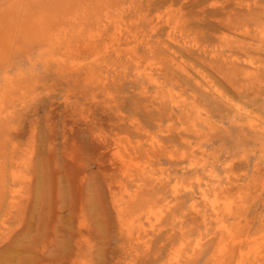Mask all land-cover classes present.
<instances>
[{
	"label": "rangeland",
	"instance_id": "374dc122",
	"mask_svg": "<svg viewBox=\"0 0 264 264\" xmlns=\"http://www.w3.org/2000/svg\"><path fill=\"white\" fill-rule=\"evenodd\" d=\"M141 1L122 3L132 6L127 20L142 17L137 26L132 24L133 31L145 35L152 49L145 51L140 45L137 52L143 62L152 56L160 63L155 71L161 82L158 91L144 77L135 75L134 63L124 55L120 59L109 55L100 65L72 70L66 63L51 60L45 52L46 45L33 44L20 51L13 49L0 62V95L15 83L18 88L4 101V106L14 109L16 115L11 122L18 128L11 134L19 145L16 154L25 156L26 148L32 149L31 161L24 168L30 181L14 186L23 195L18 207L10 210L6 201H0V219L7 218L6 227L0 224V264H168L170 243L181 237L168 231L174 218L181 217L189 242L203 229L189 212V194L183 192L174 210L165 216L161 231L149 234V248L139 249V254L134 255L128 239L118 229L112 209L109 191L118 193L112 179L119 177L110 159V148L101 143L99 135L110 140L119 134L131 144L138 141V157L153 169L167 170L172 182L174 178L190 181L196 175L210 183L217 180L215 186L226 187L241 200L231 215L224 216L226 222L249 237L264 234V135L246 125V115L264 125V39L261 41L257 35L264 29V0ZM169 9L178 13L183 36L199 46L174 47L188 74L170 63L173 48L165 50L149 33L147 20ZM220 33L231 40L227 45L215 40L213 34ZM158 35L160 40L165 39L162 28ZM212 49L238 57L237 66L228 59L211 57ZM82 55L73 58L82 59ZM247 56L259 66L251 77L245 75L240 63ZM100 74L107 75L104 85L93 81ZM197 76L205 77L220 96L201 85ZM170 93L182 96L185 106L171 108ZM194 128L198 134L192 131ZM148 134L161 138L162 152L151 155L143 151ZM181 151L186 152V159L167 156L169 152L179 156ZM194 157L204 163L196 173L188 169ZM209 171L217 179L208 178ZM226 176L238 182L226 183ZM149 181L145 180L147 187L136 208H142L148 196L155 199L169 194L172 182L163 188ZM194 188L197 197L198 188ZM140 222L147 226L145 219ZM132 229L134 237L138 228ZM214 242L208 239L197 259L179 264H212ZM245 264L254 263L247 258Z\"/></svg>",
	"mask_w": 264,
	"mask_h": 264
},
{
	"label": "bare ground",
	"instance_id": "6f19581e",
	"mask_svg": "<svg viewBox=\"0 0 264 264\" xmlns=\"http://www.w3.org/2000/svg\"><path fill=\"white\" fill-rule=\"evenodd\" d=\"M131 8V5L124 6L122 0H0V62L8 58L10 52L14 51L13 49L20 51L26 45L33 44L46 45L45 52L51 60L62 65L66 63L72 70H78L84 65L89 64L100 65V61L109 55H113L119 59L124 55L126 56L124 58L134 63L135 68H133V71H135V75L137 77H144L148 83L156 88L155 91H158L161 88V82H159V77L156 76L155 71L158 70L156 66L160 65V63L153 60L152 56L147 57L146 62H143V57L138 54L137 48L140 45L145 48V51L152 49V46L145 35L133 31L132 24H135L133 26H137V22L142 17L138 15L134 21H129V17V20H127V12ZM173 12L169 9L166 12H162L163 14L159 13L155 15L154 19L147 20V25L150 35H155L158 45L164 46L165 50L168 51L173 48L169 53L172 66L176 70L188 74L187 69L184 67L185 63L181 61L180 56L176 55L177 51L174 50V47L199 49V46L197 42L183 36V31H180L179 19L176 18L178 13L175 15ZM160 28L163 29V36L165 37L163 40H160L158 35ZM257 35H259L262 41L264 39V29H260ZM213 36H215V40L223 45H227L231 41L223 33L213 34ZM248 36H250V39L252 38V35ZM237 44L239 43L237 42ZM246 47L248 49V46ZM250 48L252 47L250 46ZM237 49L239 50V48ZM243 52L246 54V51ZM81 54H84V56L82 55V59L73 58ZM209 54L211 57H220L222 60L228 59L230 64H238V57H235V55L225 56L218 49H212L209 51ZM47 57L46 60L48 59ZM247 58L248 56L245 60L241 59L240 63L244 65L245 75L251 77L259 71V66L252 60H247ZM197 78L201 85H205L213 94L220 96L218 89H215L214 86L205 81V77L197 76ZM107 79V75L100 74L93 81L104 85ZM15 85L8 86L0 95V201H6L11 208L10 210L16 209L23 197L22 191L16 189L17 187L15 188L14 186L17 183L30 181V177L24 168L29 165L32 154L31 148H26L25 156L16 154L19 145L17 146V142L11 135L12 131L17 127L14 123L11 124L16 115L14 114V109L11 110L4 106V101L13 89L14 91L15 89L18 90ZM142 93L146 94V91ZM181 97L178 94L173 96L170 93L169 101L171 108L185 106L184 100ZM157 99L159 98L157 97ZM89 109V112H91V108ZM236 109L240 110L237 107ZM246 117V125L250 129L264 135V125L254 116L246 115ZM169 128H167V131H169ZM177 129L186 130L184 127H178ZM192 131L198 134L196 128ZM97 137L100 138L101 143H104L106 148H110L112 165H116V172H118L119 178H116V180L114 178L112 181L117 186L118 193L109 191L111 195L110 199L118 229L128 239L129 247L132 248L134 255L139 254V249L144 248L146 250L149 248V234L156 230L161 231L160 229L165 226V216L174 210L175 202H177L181 193L186 192L189 194V212L196 220L201 222L200 225H202L203 229L198 232L195 239L189 242L188 237L184 235L185 229L181 225V217L178 218L177 216V219L175 217L173 222L170 223L168 231L172 234L178 233L181 237L170 243L167 252L168 264H179L182 260L190 262L197 259L208 239L215 241V246L210 254L212 264H245L247 258L248 260H253L254 264L263 262L264 234H259L260 236L258 237H249L248 233L243 235L235 230L233 225L226 222L224 216L231 215L233 207L238 205L241 200L239 197L235 198L226 191V187L215 186L214 184L217 180L210 183L194 174L195 177H191L193 179L190 181L184 182L174 178L172 182L171 177L166 172L167 170L161 168L153 169L146 161L138 157L137 152L141 146L138 141L131 144L127 137L119 134H114L110 140L101 135ZM185 143L187 146L189 145L188 142ZM146 145L147 148H143V151L147 154L155 155L163 151L161 138L154 134L147 135ZM197 149H200V147ZM167 156L169 159L179 158L180 160L188 157L184 151H181L179 156L173 152L167 153ZM203 166L204 163L194 157L190 159L188 169L195 171ZM215 176L213 171H209L207 175L210 179ZM147 179L150 180L149 182H153L155 185L162 186L163 188L172 182L169 194L155 197V199L148 196L146 197V204L142 208H136L137 200L142 197V193L146 190L147 184L145 180ZM226 179V183L237 181L232 180L229 176H226ZM123 180L128 181L130 184L122 182ZM195 186L198 188L197 197L194 194ZM20 187L23 188L21 185ZM107 188L109 187L107 186ZM6 219L4 217L2 220L0 219L1 227L5 226ZM142 219H145L147 226L142 225L140 222ZM133 227L138 228L134 237L133 234L131 235ZM132 244L135 245V248H133Z\"/></svg>",
	"mask_w": 264,
	"mask_h": 264
}]
</instances>
